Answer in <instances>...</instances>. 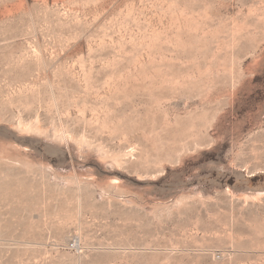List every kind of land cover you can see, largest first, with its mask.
<instances>
[{
	"label": "rangeland",
	"instance_id": "1",
	"mask_svg": "<svg viewBox=\"0 0 264 264\" xmlns=\"http://www.w3.org/2000/svg\"><path fill=\"white\" fill-rule=\"evenodd\" d=\"M0 264H264V0H0Z\"/></svg>",
	"mask_w": 264,
	"mask_h": 264
},
{
	"label": "built area",
	"instance_id": "2",
	"mask_svg": "<svg viewBox=\"0 0 264 264\" xmlns=\"http://www.w3.org/2000/svg\"><path fill=\"white\" fill-rule=\"evenodd\" d=\"M72 247L76 248L77 247V244L76 243H73Z\"/></svg>",
	"mask_w": 264,
	"mask_h": 264
}]
</instances>
